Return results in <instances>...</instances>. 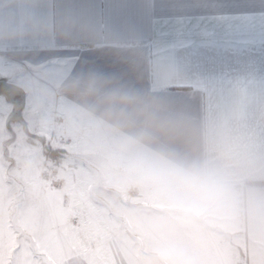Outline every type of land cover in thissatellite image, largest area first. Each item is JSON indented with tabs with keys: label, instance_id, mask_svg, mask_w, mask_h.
I'll list each match as a JSON object with an SVG mask.
<instances>
[{
	"label": "crops",
	"instance_id": "0c3cea01",
	"mask_svg": "<svg viewBox=\"0 0 264 264\" xmlns=\"http://www.w3.org/2000/svg\"><path fill=\"white\" fill-rule=\"evenodd\" d=\"M141 2L151 0H0V77L10 68L28 73L8 80L25 92L30 132L22 135L38 150L31 163L58 170L63 187L54 193H87L73 208L54 194L40 214L36 181L15 174V186L28 191L18 205L0 199V264H120L110 242L118 233H97L89 247L65 217L115 220L138 199L149 254L142 264H264V44L257 34L231 74L193 79L126 18L127 5ZM78 52L87 59L77 63ZM40 76L53 81L54 97L36 88ZM5 135L0 124V147ZM206 185L224 193L225 220L207 216ZM12 206L14 227L5 213ZM166 211L175 221L169 250Z\"/></svg>",
	"mask_w": 264,
	"mask_h": 264
},
{
	"label": "snow or ice",
	"instance_id": "6c2138e0",
	"mask_svg": "<svg viewBox=\"0 0 264 264\" xmlns=\"http://www.w3.org/2000/svg\"><path fill=\"white\" fill-rule=\"evenodd\" d=\"M126 18L149 36V47L185 65L193 79L231 74L259 34L264 0H151L126 7ZM79 63L87 54L78 52ZM10 68L5 79L21 75Z\"/></svg>",
	"mask_w": 264,
	"mask_h": 264
},
{
	"label": "rangeland",
	"instance_id": "374dc122",
	"mask_svg": "<svg viewBox=\"0 0 264 264\" xmlns=\"http://www.w3.org/2000/svg\"><path fill=\"white\" fill-rule=\"evenodd\" d=\"M25 74L27 75L28 73ZM25 74H23V76H18L14 79H19V78L21 79L25 76ZM35 83L37 85L36 88L39 89V91L44 92L45 95L47 94L46 96H48L49 98L55 96V95L52 96L51 94L50 88L53 86V81L50 80L49 78L45 76H40V82L35 81ZM0 100H3L0 103V124L2 125L3 131L6 134L5 136H8V140H9L3 147H0V165L2 168L1 173H2V179L11 183L12 185V187H7L6 190L0 186V199L3 205L5 204L6 200L10 201L11 196L13 197V200L11 202H13L14 204L17 203V205L21 202L22 199H25L26 197V193L28 191L27 186L24 185L25 188H21V189L19 185L15 186L16 184L15 182L16 180H14L15 174L17 175V177H19V179L23 181H28V182H31V180L36 181L37 183L36 188H34L35 185H33L34 186L33 196H35V198H37L39 202L40 214L46 212V207H45L46 198H52L54 194H55V198L59 199L61 204L68 203L69 205L70 203L71 208L74 207L73 202H75L76 200L84 199V198L86 200L87 193L85 192V190H79L78 188L69 191L61 190V192L57 194L54 193V191L57 189L51 190L48 188L46 181L42 177V174L45 169H48L51 166H48V164L46 165L45 162H41L42 160L39 161L37 167L34 166V163L33 164L31 163V161L35 159V154H37L38 150H36L37 148L34 145H32V143L27 141L26 137L22 135V134L29 135L30 132L29 125L26 122L27 119L25 118L27 111L23 109L22 113L18 115L21 120L11 119L9 117L11 116L10 114L12 112L9 113L7 116L4 113H5V106H9L10 104L12 106V111H13V104L9 103L6 99H4L3 96H0ZM53 101L54 100H52L50 103H53ZM53 107L54 106L51 105L50 109H52ZM19 123L21 125H19ZM39 143L42 145L44 144L41 140L39 141ZM33 150L35 154L32 153ZM46 154L47 153H44L43 158H45ZM13 159L15 160L16 164L13 162ZM77 162L75 161L76 164ZM74 165H75L74 163H71L68 166H74ZM19 166H21L20 170H18ZM5 167L7 168L4 173ZM56 171L58 173L59 180L62 183V186L58 189H61L63 187L62 176H60L58 170ZM16 187L17 188L19 187L18 189L20 191L19 195H14L15 193L14 191ZM8 190H12L13 193L11 195H8L9 194ZM95 192L96 191H94V189L90 190L88 192V197L95 195ZM142 203L143 200L141 199L128 202L129 205L128 207H126L124 211L125 217L122 214H120L119 218L115 220L114 218H112L111 220H105L103 218H100V221L90 220L85 222L82 221L79 218V216H77V218L74 219L73 216H71L70 218L68 216L69 214H67V216L65 217V223L68 222L69 220L71 226H73V224H75L76 226H80V230L82 231L81 233H83L84 238H86L85 239L86 245L89 247L95 244L94 241L98 238V235L100 234L102 237H104L105 236L104 233H112V232L118 233V235L120 236L114 237L113 239L110 238V242L115 250V256L117 260L120 261V264H142L143 261L147 260L149 255L148 253H146L147 250L145 248L147 245L144 243ZM130 206L133 209V213H131L130 211ZM17 208L18 206L15 208L12 206L9 210L5 211V213L8 215V218L12 219L10 222H8V224L10 223L12 227L15 226L14 215L17 212ZM88 208L95 210L94 205L88 206ZM57 209L61 210L60 208ZM97 212L99 214V212L101 211L97 209ZM161 218H162L161 220L162 229L164 230V232L166 231L165 234L166 238L164 243L166 244L169 250V248H173L174 245L175 221L171 217L169 211H166ZM44 223L46 224L48 223V221H44ZM183 230H185V226L183 227ZM124 234H128L129 238L123 239L122 235ZM186 237H187L186 234H184L181 240L185 241ZM124 247H128L129 250L128 253L125 252ZM159 257L160 254L151 255V259L156 261H158Z\"/></svg>",
	"mask_w": 264,
	"mask_h": 264
},
{
	"label": "clouds",
	"instance_id": "9594fccd",
	"mask_svg": "<svg viewBox=\"0 0 264 264\" xmlns=\"http://www.w3.org/2000/svg\"><path fill=\"white\" fill-rule=\"evenodd\" d=\"M144 179L148 183H154L157 177L146 170ZM207 216L210 220L223 221L228 217L229 208L225 201L224 193L211 185H206L200 189Z\"/></svg>",
	"mask_w": 264,
	"mask_h": 264
},
{
	"label": "water",
	"instance_id": "95a60500",
	"mask_svg": "<svg viewBox=\"0 0 264 264\" xmlns=\"http://www.w3.org/2000/svg\"><path fill=\"white\" fill-rule=\"evenodd\" d=\"M4 78V77H0ZM0 96H3L9 103L13 104V111L9 118L21 120L20 115L25 106V92L20 87L11 83L8 79H0Z\"/></svg>",
	"mask_w": 264,
	"mask_h": 264
},
{
	"label": "built area",
	"instance_id": "2783aa9c",
	"mask_svg": "<svg viewBox=\"0 0 264 264\" xmlns=\"http://www.w3.org/2000/svg\"><path fill=\"white\" fill-rule=\"evenodd\" d=\"M54 120L56 123H61L63 121V116L59 114L58 112H55ZM64 143L69 144L70 140L66 139L64 140ZM42 177L46 181L48 188L51 190L58 189L62 186V183L59 180L57 171L52 167L45 169L43 171Z\"/></svg>",
	"mask_w": 264,
	"mask_h": 264
},
{
	"label": "trees",
	"instance_id": "16d2710c",
	"mask_svg": "<svg viewBox=\"0 0 264 264\" xmlns=\"http://www.w3.org/2000/svg\"><path fill=\"white\" fill-rule=\"evenodd\" d=\"M47 149V148H46Z\"/></svg>",
	"mask_w": 264,
	"mask_h": 264
}]
</instances>
